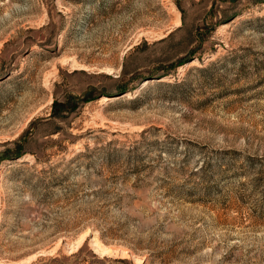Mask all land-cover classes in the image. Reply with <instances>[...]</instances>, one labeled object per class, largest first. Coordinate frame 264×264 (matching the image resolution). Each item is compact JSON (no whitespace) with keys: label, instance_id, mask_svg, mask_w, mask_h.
Masks as SVG:
<instances>
[{"label":"rangeland","instance_id":"1","mask_svg":"<svg viewBox=\"0 0 264 264\" xmlns=\"http://www.w3.org/2000/svg\"><path fill=\"white\" fill-rule=\"evenodd\" d=\"M0 264H264V0H0Z\"/></svg>","mask_w":264,"mask_h":264},{"label":"trees","instance_id":"2","mask_svg":"<svg viewBox=\"0 0 264 264\" xmlns=\"http://www.w3.org/2000/svg\"><path fill=\"white\" fill-rule=\"evenodd\" d=\"M229 1H233V0H229ZM53 104H55V101L53 102ZM18 154H20V152L16 153L15 156H18Z\"/></svg>","mask_w":264,"mask_h":264}]
</instances>
